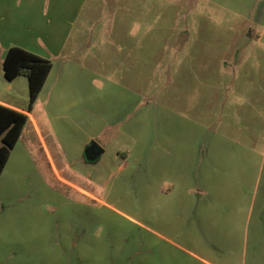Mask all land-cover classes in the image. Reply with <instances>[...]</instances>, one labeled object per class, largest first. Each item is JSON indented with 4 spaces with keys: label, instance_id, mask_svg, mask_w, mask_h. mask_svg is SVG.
I'll use <instances>...</instances> for the list:
<instances>
[{
    "label": "rangeland",
    "instance_id": "obj_1",
    "mask_svg": "<svg viewBox=\"0 0 264 264\" xmlns=\"http://www.w3.org/2000/svg\"><path fill=\"white\" fill-rule=\"evenodd\" d=\"M6 14L0 41L10 34L54 68L0 182V264L182 260L173 240L186 226L164 184L173 176L174 138L198 140L185 133L200 129L201 112L216 126L220 80L241 72L257 77L264 93V0H12ZM243 44L244 54L230 53ZM92 139L104 152L88 161ZM63 154L66 171L56 159ZM258 210L250 222L257 239L249 236L242 264H264ZM210 248L218 264H234L228 250H242L237 240Z\"/></svg>",
    "mask_w": 264,
    "mask_h": 264
},
{
    "label": "crops",
    "instance_id": "obj_2",
    "mask_svg": "<svg viewBox=\"0 0 264 264\" xmlns=\"http://www.w3.org/2000/svg\"><path fill=\"white\" fill-rule=\"evenodd\" d=\"M11 4L12 0H0V20L8 23L4 25L5 30H8L10 26L6 13ZM1 36L3 40L0 41V104L24 112L35 124L32 111L27 110L26 76L19 75L8 80L2 68V61L9 47H25L12 42L10 34H1ZM260 36H257L259 42ZM260 44L264 47L263 42ZM244 45L229 48L230 53L244 54ZM196 52L197 54L206 53L204 50ZM235 60L224 61V64L236 65L239 60ZM53 68L52 63L36 100L51 79ZM239 77V80L235 77L232 81L223 79L218 82V118L217 122L212 124L216 126L209 127L208 124L211 125V120L214 118L210 114L201 112L197 114V118L201 119L197 121L200 129H189L185 133L187 137L198 134V140L182 142L179 137L174 138L176 142H173V176L169 180H164V184L168 186L169 195L174 197V213L183 214L181 224H185L186 227L184 233L179 234V239L173 240V250L180 251L183 255L182 260L175 259L173 256V264H218L210 258V246L217 247L220 241L223 244L232 245L236 240L242 250L240 248L232 252L228 250V257L234 260V264H242L249 236L253 240L257 239L256 229L259 228L257 225H250V222L253 212L258 213L260 207L264 208V186L261 191L258 187L261 153H263L264 162V140L262 141L264 138V93H261L259 97L258 92L262 90L258 91L257 77L242 75L241 72ZM234 84H240L243 91L235 88ZM15 85H20V88H15ZM173 134L179 135L182 132H173ZM21 139H23L22 130L18 141ZM92 140L102 146L97 139ZM1 143L0 138V145ZM41 143L42 148L52 160L42 138ZM16 144L11 149L9 158L1 171L0 182L4 181L6 166ZM58 156L56 159L61 161L66 171L67 166H71L69 157L64 154ZM87 178L90 185L96 184L97 181H94L91 175ZM161 190H167V187ZM89 195L97 198L92 192ZM192 246L200 252H196L197 250L191 248Z\"/></svg>",
    "mask_w": 264,
    "mask_h": 264
},
{
    "label": "trees",
    "instance_id": "obj_3",
    "mask_svg": "<svg viewBox=\"0 0 264 264\" xmlns=\"http://www.w3.org/2000/svg\"><path fill=\"white\" fill-rule=\"evenodd\" d=\"M52 62L28 49L11 46L7 49L2 61L5 78L12 80L19 75L27 78V110L32 109L39 92L51 70ZM27 121V115L19 110L0 104V174L11 149L18 141L21 130Z\"/></svg>",
    "mask_w": 264,
    "mask_h": 264
},
{
    "label": "water",
    "instance_id": "obj_4",
    "mask_svg": "<svg viewBox=\"0 0 264 264\" xmlns=\"http://www.w3.org/2000/svg\"><path fill=\"white\" fill-rule=\"evenodd\" d=\"M102 152L103 147L95 140H91L84 149V156L88 161H94L101 155Z\"/></svg>",
    "mask_w": 264,
    "mask_h": 264
}]
</instances>
